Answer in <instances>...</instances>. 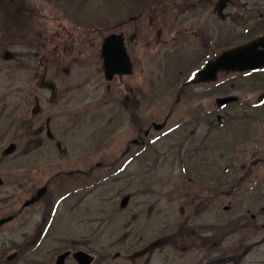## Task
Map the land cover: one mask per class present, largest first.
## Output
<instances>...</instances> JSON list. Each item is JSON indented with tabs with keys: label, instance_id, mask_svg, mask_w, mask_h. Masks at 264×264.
Masks as SVG:
<instances>
[{
	"label": "rangeland",
	"instance_id": "obj_1",
	"mask_svg": "<svg viewBox=\"0 0 264 264\" xmlns=\"http://www.w3.org/2000/svg\"><path fill=\"white\" fill-rule=\"evenodd\" d=\"M137 1L126 0L127 11L133 10ZM232 2L227 10L230 18L227 15L224 21L213 24L219 27L216 40L221 50L264 33V0ZM122 3L0 0V92L11 91L4 103L15 110L7 116L8 108L0 106V114L5 112L8 117L6 125L15 122L10 141L0 145V175L5 181L0 188V219L15 218L0 226V264H53L61 252L69 255L66 264H78L74 258L77 250L72 248L87 252L91 264H218L216 259L224 256L237 258V246L239 254L246 256L238 257L236 264H264V103L259 105L264 94V72L220 76L216 84L223 85L218 90H212L214 84L197 86L194 92L198 99L176 104L186 73L199 68L196 61L203 57L196 49L202 45H160L152 50L156 59H150L144 51L136 65L141 82H128L142 89L143 130L153 122L165 127L152 130L150 138L142 135L150 144L137 161H120L127 145L137 139L138 127L129 126L118 113L124 102L120 82H107L103 76L91 81L102 60V40H95L99 43L96 45L86 43L91 36L107 35L87 33H92L87 30L97 24L91 25L90 18L101 22ZM45 72L44 81L57 84L56 102L50 90L45 92L39 86ZM110 84L115 93L108 99ZM35 96L42 101L43 112L38 117L32 113ZM229 96H238L259 108L249 112V119L244 114V122L225 125L221 132L209 134L206 123L189 125L186 133L168 132L181 117L195 122L199 106L205 108L203 111L215 110L217 101ZM172 111L173 120L170 118L166 126L165 119ZM226 111L233 117L242 116L235 110ZM51 118L55 141L46 140L40 149H33L37 131ZM206 135L208 139L201 148L199 143ZM12 141L18 149L4 158V150ZM29 143L32 152L25 156ZM195 152L198 156L191 159ZM234 153L245 155L243 164L254 165L251 174L236 169L224 173L226 161L231 162ZM219 172L224 173L225 182L234 178L247 189L254 185L260 188L252 196L245 194L246 187L233 196L225 194L228 188L220 191L216 187ZM46 185L49 190L45 198L53 204L48 207L50 203L41 199L24 207ZM204 199H208L207 212L199 217L196 208ZM231 205L234 209L226 212L225 207ZM254 215L260 218L253 221ZM221 216L223 223L225 217L237 218L240 231L252 235H240L235 244L226 242L218 256L215 250H198L201 242L197 237L196 241L177 237L178 233L184 235L186 221L195 234L216 235L214 228ZM250 220L254 227L244 228ZM163 239L166 243L146 256L132 259L135 253ZM251 245L253 250L247 252L246 246Z\"/></svg>",
	"mask_w": 264,
	"mask_h": 264
},
{
	"label": "flooded vegetation",
	"instance_id": "obj_2",
	"mask_svg": "<svg viewBox=\"0 0 264 264\" xmlns=\"http://www.w3.org/2000/svg\"><path fill=\"white\" fill-rule=\"evenodd\" d=\"M26 1H29V0H26ZM125 1L126 0H122L123 2L121 5L122 7H120L118 11L116 12L109 11L108 17L102 18L103 22L102 21L93 22L92 20H94V18H90L91 25L92 23H97V24L96 26H92L87 30V31H92V33L91 32H87V33H90L91 35L92 34L101 35L102 33L103 34L106 33L107 35L104 34L105 37L104 35H101L104 38H102L101 36H94V37L91 36L89 37V41L86 44H93V45L99 44L95 42V40L100 38L102 40L101 43L103 46L106 38H108L111 35H117L121 37L123 44L125 46L127 56L131 64V72L115 74L113 79L111 81H108L106 79V74H105V69H104V59H103L102 51H101L100 59L102 60H101V63L97 64L98 73L96 76L91 78V81L94 82L96 81V79L103 76V78L107 82H110V83L120 82L121 83V86H122L121 94H123L124 102L120 103L118 113H120V116H124V119L125 121H127L126 123L129 126L130 124H134L136 127H138L137 139H133L127 145V147L125 148V150L123 151L121 155L122 158L120 159V161L127 163V162L138 160V158L143 154V148L149 147L148 145L150 144V142L149 141L147 142L145 138H150L152 136V130L157 131L155 128V122H153L152 125H150L148 129L143 130L142 128L143 117L141 115L142 114V103H143L142 89L141 87L140 88L138 87V84L136 87H134V86L129 85V82H128L131 80L137 81V83L141 82V75L137 74L136 65L142 61L144 51L146 52L147 56L150 57V59L151 58L156 59V55L155 53H152V50H154L160 45L161 46L162 45L171 46L172 44L179 45L180 42H184V43L187 42L190 44L192 42H196L202 45L201 48L196 49V53L201 52L202 53L201 57H203L202 60L200 59V60H197L198 62L196 61V63H198L197 65L199 66V68H197L194 72L189 70L186 73L187 76L185 78V81L179 85V89H178L179 92H178L176 104L184 100L186 102H190L191 100L195 101V99H198L197 94L194 92L195 87L197 86H205V85L208 86L209 84L211 85L214 84V87L212 90L214 89L218 90L219 88L222 87L223 83L221 85H217L216 84L217 82L206 83V84H195L192 81L196 80V72L205 63L216 59L223 52L221 48L217 47L216 37L220 35L219 30H218L219 27H216V25H213V24H217L221 21H224L227 18V15H228V18H230L227 10L229 9L230 5H232L233 0H144V1L138 0L136 3L137 6L133 10H130V11H127L126 9ZM31 7L33 8L34 5H31ZM164 7L166 8V11L163 10ZM159 11H162V12H159ZM52 12L57 13V11H54V10H52ZM100 24H104V25L100 26ZM83 45H85V43ZM102 46H101V49H102ZM192 51H195V49H193ZM46 72L40 77V79H43L41 83H39L40 86L42 83H45L44 80L47 78ZM91 74L93 75V73ZM230 74H234V73H221L218 76V78L220 76H223V75L227 76ZM113 87L114 86L111 84L107 86V92H108L107 98L108 99L111 96H113V94L115 93V89ZM192 87L194 88L193 90L191 89ZM41 90L45 92L48 91L47 89H42V88ZM8 93H11V91L7 90V91L0 92V106L3 110L8 108L9 113H7V116L11 112L12 113L15 112L14 109L11 111L12 108L9 106L8 102L4 103V99L9 98ZM58 97H59V94L57 96L56 101L59 99ZM236 98L237 100L234 102V104H230L231 106L230 105L221 106L218 104L217 108L211 111H203V109L205 108L199 106L198 112H197L198 116H196V119L194 120L195 122H191L189 119L190 117H187V116L181 117L180 119L181 121L173 125V127H171L168 130V132L172 133V132L179 131L180 133H183V132L186 133L185 129H187L189 125L197 126V123L200 124L199 126L206 123L207 127L209 128V132H208L209 134L212 133V131L221 132V130L223 129L225 125L232 124L234 122H240V121L244 122L246 115L248 116V119H249V115H248L250 114L249 112L251 110L259 108L258 106H254V104H249L247 102H244L238 96H236ZM261 99L264 101V95L261 97ZM27 101H28V98H27ZM32 101H34L35 103V106L32 109L33 116L38 117L43 112L42 107H41L42 101L38 96H35L32 99ZM30 103L31 101L29 102V105ZM227 109L235 110L236 113L238 114L242 113V116L239 117L235 115L233 117L229 115L228 111L225 112V110ZM174 110L175 108H173V111ZM173 111L170 112V114L165 119V122H167L166 126L168 125L170 118L171 120H173V117H174ZM4 113L0 114V145L3 143H6L7 141H10L11 139L10 137H12L11 135L13 133L12 126L15 124V122L13 121L9 126H7L6 125L7 122L5 123V121L7 120L8 117L4 116ZM28 114L30 115V112ZM52 120H53L52 118L49 119L50 122L47 121L46 126L41 127L37 131L36 135L38 137V140L36 143V147L34 145L33 149H37V150L40 149L42 145L45 144L46 140H48L50 143H53L55 141L56 136L52 132V128H51ZM27 128L29 127L27 126ZM196 130L194 129V132ZM59 132L61 134V129L59 130ZM261 134H263L264 136V131ZM142 135H144L145 138ZM208 135H206L204 137V140L199 143L201 148L205 144L206 142L205 140L208 139L207 138ZM106 139L107 138H105L104 141ZM11 144L15 145V150L17 151L18 149L17 143L12 141L9 145ZM134 146L138 147V149L133 148ZM201 148L198 146L197 150L201 151ZM6 151H7V148L4 150V153H3L4 158L10 157L14 155L16 152L15 151L13 154L6 155ZM31 152H32V147L29 143L27 150L25 152V156H30ZM196 152L190 157L191 159H195L198 156L199 153H196ZM244 156L245 155L243 154L240 155L239 153H236V154L234 153L233 158H231L232 161L231 162L230 160L226 161L227 166L224 168V173L227 174L231 170L236 169L239 173L251 174L254 170V165L252 163L243 164L242 162L245 158ZM221 158H223V156H221ZM240 165H242V167H239ZM126 166L127 165L125 164L123 166V169H125ZM224 173H221V174L220 172L218 173V182H217L216 187L217 189L219 188L220 191L221 189L228 188V190L224 192L225 194H229L233 196V193L238 192L242 190V188L246 187L245 194L247 196H250V195L252 196V193L260 188L259 186L254 185V186L248 187L247 189V186L242 185L241 184L242 182L234 178H230L225 182ZM226 174H225V177H227L228 175ZM0 177L3 179L1 175ZM28 177H30V175L27 176V178ZM263 179H264V175H263L262 180ZM4 186L0 188H3ZM43 188H46V192L41 199L42 200L46 199L47 203L48 204L50 203L48 205L49 207L50 205L53 204L52 200L48 201V198H45L48 194L49 185H46ZM259 197L260 196H258V198ZM207 200L208 199H204L202 203L200 202V205L198 204V207L196 208L198 209L197 216H199L200 214L203 216L207 212V209H205V204L207 203ZM231 209H234L232 205L225 207L226 212H230ZM261 209L264 210V207H262ZM48 213H49L48 214L49 215L48 218H49L52 214V210L50 209ZM201 215L199 217H201ZM259 218L260 217H256V215H254L252 217V220L254 221ZM235 220H238V219L237 218L228 219L227 217H225L226 223H223L224 218L221 216L219 221L217 219V224L215 225V228H214L216 235H212L210 232L211 236H208V237L206 236V234L205 235L195 234L196 233L195 230L192 231L191 227H188V224L186 221L185 223L186 227L184 226L185 227L184 235L183 234L180 235V233H178L177 237L179 238L181 237L180 239L178 238L179 240L185 237L186 239L188 240L191 239L192 241H196L195 238L197 237V239L201 242V243H198L199 244L198 250L205 251L206 249L209 252L215 250L218 256V254L222 253L223 245H225L226 242L227 243L232 242L235 244L238 240V237H240V235L243 234L242 231H240L238 221L236 223ZM244 226H245L244 228H253L254 223L250 220V221L245 222ZM201 228L202 227L200 226V230H202ZM243 235L249 236L252 234H243ZM166 241L167 240H165V243ZM168 241H171L172 245H174V240H171L170 238L168 239ZM193 246H196V245H193ZM187 249L190 250V249H193V247L188 246ZM72 250H74V248H72ZM252 250H253V245L246 246L247 252L252 251ZM234 252L238 253L237 258L240 257L239 259H243L244 256H246L244 255L245 253H243L242 256L239 254L238 246L236 247ZM220 256H222V254ZM237 258L232 255L231 256L229 255V256H224V259L220 258L216 260L218 264H236Z\"/></svg>",
	"mask_w": 264,
	"mask_h": 264
},
{
	"label": "water",
	"instance_id": "obj_3",
	"mask_svg": "<svg viewBox=\"0 0 264 264\" xmlns=\"http://www.w3.org/2000/svg\"><path fill=\"white\" fill-rule=\"evenodd\" d=\"M102 54L104 57V66L108 80H112L115 74L130 73L131 64L127 56L126 49L124 47L121 37L113 35L106 39L102 48ZM264 68V36L257 38L247 44L230 49L224 52L216 60L210 61L203 66L202 70L198 73V80L196 83L211 82L217 79V75L220 72L226 71H248ZM41 87L47 88L52 91V100L57 98V85L54 82H45L41 84ZM235 97L220 98L218 104L223 106L228 103L234 102ZM165 124L156 125V130H162ZM15 151V146L12 145L6 151L7 154H12ZM4 184L0 178V186ZM46 192V188L41 189L37 196L26 203V206L33 204L40 200ZM127 200L124 202L126 203ZM13 217L0 220V226L10 222ZM161 242H154L148 247L135 253L132 258H141L156 247L160 246ZM79 264H90L91 259L85 252H78L75 255ZM66 255L61 256L57 264H64Z\"/></svg>",
	"mask_w": 264,
	"mask_h": 264
}]
</instances>
